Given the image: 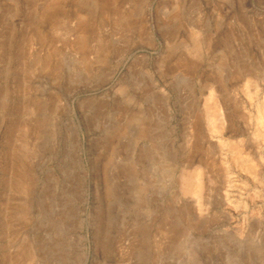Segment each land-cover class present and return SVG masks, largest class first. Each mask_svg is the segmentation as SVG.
<instances>
[{"label":"rangeland","instance_id":"obj_1","mask_svg":"<svg viewBox=\"0 0 264 264\" xmlns=\"http://www.w3.org/2000/svg\"><path fill=\"white\" fill-rule=\"evenodd\" d=\"M0 264H264V0H0Z\"/></svg>","mask_w":264,"mask_h":264},{"label":"bare ground","instance_id":"obj_2","mask_svg":"<svg viewBox=\"0 0 264 264\" xmlns=\"http://www.w3.org/2000/svg\"><path fill=\"white\" fill-rule=\"evenodd\" d=\"M207 104H208V109H209V113H210V115L209 116H212V119H213V121L216 123V124H220V127L222 126V125H225V123H226V120H225V116H224V114H223V110H221L222 108H221V105L219 104V102H218V100H217V98H216V96L214 95V92L211 90L210 91V95H209V97H208V99H207ZM261 113V112H260ZM212 119H210V120H212ZM213 126V125H212ZM217 126V130L218 129H220L219 127H218V125H216ZM216 128V127H215ZM215 128H213L212 127V129H214L215 130ZM224 128V127H223ZM221 129H222V127H221ZM213 130V131H214ZM219 131H221V130H219ZM218 132V131H217ZM198 174H200V173H197L196 174V178H199V176L197 177V175ZM201 178V177H200ZM196 181H197V179H196ZM204 182H202V180L201 179H199L198 180V182H196V185L195 186H193V188L194 187H196V189H195V191H192L191 192V195H192V193H193V195H195L196 197H197V195L198 196H201V194H203V189H204V184H203ZM198 184V185H197ZM191 186V187H192ZM194 196V197H195ZM202 198V197H201Z\"/></svg>","mask_w":264,"mask_h":264}]
</instances>
